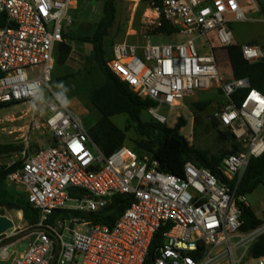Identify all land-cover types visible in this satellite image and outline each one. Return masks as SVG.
I'll list each match as a JSON object with an SVG mask.
<instances>
[{
	"label": "built area",
	"instance_id": "built-area-1",
	"mask_svg": "<svg viewBox=\"0 0 264 264\" xmlns=\"http://www.w3.org/2000/svg\"><path fill=\"white\" fill-rule=\"evenodd\" d=\"M139 1L132 0L135 6ZM246 1L249 7L238 0H163L158 7L153 3L156 16L144 22L149 34L157 33L163 18L183 41L157 44L150 39L141 47L118 43L107 62L137 97L155 103L148 112L163 125L169 121L164 111H176L177 122L188 98L217 90L226 101L211 118L238 145L221 163L228 182L192 162L185 164L183 177L165 174L152 154L140 155L126 145L105 156L76 112L54 94L46 100L50 114L43 123L34 115L30 126L48 132L51 142L30 154L6 180V185L22 187L38 211L30 227L36 230L28 236V248L12 255L10 248L22 232L0 211L14 224L0 235V262L52 264L59 242L55 264H264V257L251 253L264 236V205L258 216L262 223L243 231L241 207H249L248 195L238 191L251 159L264 154V94L249 79L226 78L213 44L225 51L235 45L231 24L246 21L247 10H258L254 0ZM76 2L0 0L5 23L0 27V105L41 99ZM241 52L250 64L264 60L260 46L243 45ZM239 92L243 95L237 102ZM115 195L132 196L133 202L113 228L87 219L86 214L99 212ZM57 210L83 215L50 223ZM158 235L161 243L148 262Z\"/></svg>",
	"mask_w": 264,
	"mask_h": 264
},
{
	"label": "rangeland",
	"instance_id": "rangeland-1",
	"mask_svg": "<svg viewBox=\"0 0 264 264\" xmlns=\"http://www.w3.org/2000/svg\"><path fill=\"white\" fill-rule=\"evenodd\" d=\"M76 4L69 12V22H67L65 35L80 34L87 35L93 32L103 16V2L96 0H76ZM211 0H208L210 2ZM243 7H249L246 0H238ZM264 5V0H261ZM153 3L151 0H140L135 6L132 0H120L117 4V19L114 27L110 30L109 36L105 39V47L108 54H113L115 45L122 42L143 46L147 40L152 43H176L183 41V37L165 36L161 34H149V26L144 25L145 17H155L152 12ZM247 10L246 21L231 24V31L235 45H257L264 49V12L259 10ZM131 27L132 30L131 31ZM75 48L70 61L65 65L56 66L52 73L49 86L42 89L41 99L33 103H26L11 106L0 110V166H11L16 162L23 161L39 147H45L51 142V135L46 131L33 130L31 122L33 116L43 123L50 114L46 107V100L56 94L65 102L72 100L71 109L80 117L85 129L89 132L97 121L98 113L88 106L90 91L104 82L101 71L94 66L90 60L92 52L90 47L79 42L68 40ZM214 44L215 56L219 67L226 78L232 77L229 59L224 49ZM141 55V53H140ZM72 67L83 71L81 76L76 78H65L76 71ZM70 67V68H69ZM77 71V72H78ZM226 99L217 90L198 92L195 96L188 98L185 102L186 108L181 112V117H185L188 125L182 130V134L196 148L210 152L211 155L219 152L232 151L231 141H225L222 134L230 135L229 131L222 129L212 120V113L220 107ZM208 106L200 110L196 104ZM176 111L166 110L163 114L168 115V126L173 127L176 122ZM143 122H150L152 119L148 111L141 114ZM112 121L120 128L128 126L125 115L116 116ZM138 136L134 128L128 132L126 146L135 149V142ZM11 147L10 150H5ZM139 154H145L140 153ZM7 189L11 193H24L20 186L7 184ZM248 204L256 217L261 216L264 205V184L248 196ZM11 219L15 225L20 227L21 232L30 228L23 220L22 213L16 211H1ZM20 232V233H21ZM25 235L19 239L17 244L10 248L13 254L21 253L28 248L30 238Z\"/></svg>",
	"mask_w": 264,
	"mask_h": 264
},
{
	"label": "trees",
	"instance_id": "trees-1",
	"mask_svg": "<svg viewBox=\"0 0 264 264\" xmlns=\"http://www.w3.org/2000/svg\"><path fill=\"white\" fill-rule=\"evenodd\" d=\"M103 2V16L93 30L87 35L70 34L65 35L64 42L58 45L55 58V65L63 66L67 63L72 47L67 44L68 40L79 41L90 47L92 56L90 60L97 67L104 77V82L93 88L89 93V106L95 110L99 117L95 125L89 131L90 137L95 145L105 156H110L116 150L126 145L128 132L134 128L138 141L135 142V149L138 154L149 153L159 162V171L174 175L184 176V166L187 162H192L199 168L207 169L217 176L221 182H228L221 171L223 159L238 150V145L231 135L222 134L225 141H231L232 151L219 152L211 155L210 152L201 150L192 145L182 134V130L188 125L185 117H180L174 126L163 125L154 120L143 122L141 114L148 111L155 103L149 99L143 100L137 97L129 86L120 80L107 67V62L113 54H108L105 47V39L109 36L110 30L114 27L117 19V4L120 0H96ZM163 0H151L155 7L162 4ZM259 10L264 12V5L261 0H254ZM5 23L0 19V27ZM157 34L172 36L178 33V29L166 22L162 18V26L157 29ZM227 55L229 58L232 76L235 79H249L251 86L264 94V60L250 64L243 59L241 46L233 45L228 47ZM83 71H78L65 78H76L81 76ZM242 92L235 95V100L242 99ZM13 106L12 104H1L0 110ZM203 110L208 105L196 104ZM125 115L128 126L124 129L118 127L112 119L116 116ZM6 147L5 150H10ZM132 149V148H131ZM2 152V147H0ZM141 155V154H140ZM22 166L21 162H16L11 166H0V211H16L22 213L23 220L30 226H34L38 219V211L28 202L25 193H11L6 187L7 177L16 172ZM264 184V154L257 158H252L249 166L240 182L238 191L241 195H251L258 187ZM77 193L76 190L72 194ZM133 202L132 196L115 195L109 204L97 213H88L85 216L93 224H99L113 228L117 220L123 215ZM83 214L57 210L50 218V223L56 219H64L71 216H81ZM241 218L244 221L243 231H250L257 228L260 221L250 207H241ZM161 243L158 235L151 248L148 262L153 258L154 249ZM254 257H264V236H262L251 249Z\"/></svg>",
	"mask_w": 264,
	"mask_h": 264
},
{
	"label": "water",
	"instance_id": "water-1",
	"mask_svg": "<svg viewBox=\"0 0 264 264\" xmlns=\"http://www.w3.org/2000/svg\"><path fill=\"white\" fill-rule=\"evenodd\" d=\"M14 226L13 222L5 217V216H0V235L7 232L8 230L12 229ZM36 229L35 228H29L25 231H23L20 235H18L14 240L16 239H21L23 238L25 235L35 231ZM2 246V245H0ZM59 248H60V243L58 242L57 243V247H56V250H55V256H54V260L52 262V264H55V259L58 255V252H59ZM0 264H10V261H7V262H0Z\"/></svg>",
	"mask_w": 264,
	"mask_h": 264
},
{
	"label": "crops",
	"instance_id": "crops-1",
	"mask_svg": "<svg viewBox=\"0 0 264 264\" xmlns=\"http://www.w3.org/2000/svg\"><path fill=\"white\" fill-rule=\"evenodd\" d=\"M67 44L70 45V46L72 47V53H73L74 50H75V48L73 47L74 44L71 43V42L69 43L68 41H67ZM90 52H91V51H90ZM72 53H71V55H70V57H69V59H68L69 61H70V58H71L72 55H73ZM65 66H70V65H69V63H68V65H65ZM69 68H70V67H69ZM72 69H73V70H72ZM71 70L77 72L79 69H76V68L72 67V65H71ZM71 99H72V98H71ZM71 99L68 100V102H66L69 106H72V105H73ZM89 104H90V103H88V106H87V107H90ZM72 110H73V109H72ZM96 122H97V121H96ZM96 122H95V123H96ZM94 125H95V124H94ZM22 190H23V189H22ZM23 192H24V190H23Z\"/></svg>",
	"mask_w": 264,
	"mask_h": 264
}]
</instances>
